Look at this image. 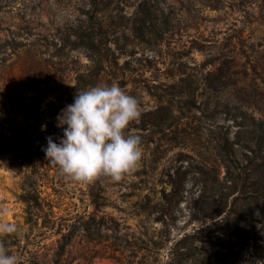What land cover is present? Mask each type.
Masks as SVG:
<instances>
[{
    "label": "rangeland",
    "instance_id": "374dc122",
    "mask_svg": "<svg viewBox=\"0 0 264 264\" xmlns=\"http://www.w3.org/2000/svg\"><path fill=\"white\" fill-rule=\"evenodd\" d=\"M112 83L141 164L71 181L46 137ZM0 221L21 264H264V0H0Z\"/></svg>",
    "mask_w": 264,
    "mask_h": 264
},
{
    "label": "clouds",
    "instance_id": "9594fccd",
    "mask_svg": "<svg viewBox=\"0 0 264 264\" xmlns=\"http://www.w3.org/2000/svg\"><path fill=\"white\" fill-rule=\"evenodd\" d=\"M141 114V101L118 83L76 89L73 103L56 117L62 136H47L42 151L60 175L71 181L91 183L102 177L121 181L139 168L144 155L140 136L128 131ZM25 234L22 226L0 221V236L23 238ZM0 264H21L3 241Z\"/></svg>",
    "mask_w": 264,
    "mask_h": 264
},
{
    "label": "trees",
    "instance_id": "16d2710c",
    "mask_svg": "<svg viewBox=\"0 0 264 264\" xmlns=\"http://www.w3.org/2000/svg\"><path fill=\"white\" fill-rule=\"evenodd\" d=\"M24 200L28 202L29 204L33 205L34 207H37V208L43 207L42 203L39 200V196H36L31 192H28V194L24 196Z\"/></svg>",
    "mask_w": 264,
    "mask_h": 264
}]
</instances>
